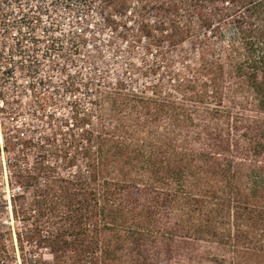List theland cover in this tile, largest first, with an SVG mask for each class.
<instances>
[{
    "label": "trees",
    "instance_id": "obj_1",
    "mask_svg": "<svg viewBox=\"0 0 264 264\" xmlns=\"http://www.w3.org/2000/svg\"><path fill=\"white\" fill-rule=\"evenodd\" d=\"M102 10L127 55L144 44L157 63L126 70L166 77L122 75L70 105L64 130L6 142L21 264H264V0Z\"/></svg>",
    "mask_w": 264,
    "mask_h": 264
},
{
    "label": "rangeland",
    "instance_id": "obj_2",
    "mask_svg": "<svg viewBox=\"0 0 264 264\" xmlns=\"http://www.w3.org/2000/svg\"><path fill=\"white\" fill-rule=\"evenodd\" d=\"M37 1L49 4L50 10L45 14L36 11L33 26L16 30L17 38L25 34L35 40L34 45L21 50L32 51L33 57L21 53L15 59L0 60V68H4V74H0V264H21L16 234L22 223L12 218L10 198L18 192L9 168L22 164L16 161L17 148L6 152V142L16 145L17 139L50 136L56 128L64 130L62 124L69 118L70 105L93 107L97 90L122 75L128 84L130 79L135 80L133 85L142 88L161 81L167 72L163 65L156 76L126 70L134 62L147 72L157 63L144 55V44L135 45L138 49L134 57L127 55L125 44L105 26L102 0ZM20 14L11 15L10 21L21 20ZM184 47L189 49L188 44ZM182 70L175 64L170 72ZM38 112L42 121L36 118ZM12 116L24 117L25 122L17 128L9 120ZM32 153L27 152L29 161ZM33 255L37 257L38 253L26 245V258ZM39 256L49 260L45 251Z\"/></svg>",
    "mask_w": 264,
    "mask_h": 264
},
{
    "label": "built area",
    "instance_id": "obj_3",
    "mask_svg": "<svg viewBox=\"0 0 264 264\" xmlns=\"http://www.w3.org/2000/svg\"><path fill=\"white\" fill-rule=\"evenodd\" d=\"M50 5L37 0H0V60H10L17 58L24 48L32 46L35 40L24 34L17 38V29H23L25 26H33L36 20L34 14L36 11L45 14L50 10ZM21 13L18 21H10V16ZM22 26V27H21ZM26 58H32V51L23 52ZM4 68H0V74H4ZM2 100L0 105L2 106ZM15 127L19 128L25 122V118L12 116L9 118ZM22 136V133H20Z\"/></svg>",
    "mask_w": 264,
    "mask_h": 264
}]
</instances>
